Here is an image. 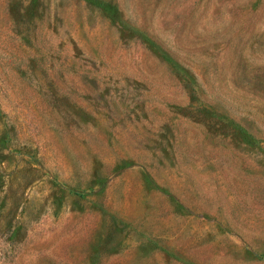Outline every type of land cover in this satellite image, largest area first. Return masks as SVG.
<instances>
[{"label":"rangeland","instance_id":"rangeland-1","mask_svg":"<svg viewBox=\"0 0 264 264\" xmlns=\"http://www.w3.org/2000/svg\"><path fill=\"white\" fill-rule=\"evenodd\" d=\"M0 264H264V0H0Z\"/></svg>","mask_w":264,"mask_h":264}]
</instances>
